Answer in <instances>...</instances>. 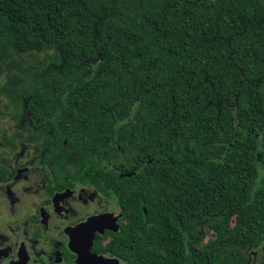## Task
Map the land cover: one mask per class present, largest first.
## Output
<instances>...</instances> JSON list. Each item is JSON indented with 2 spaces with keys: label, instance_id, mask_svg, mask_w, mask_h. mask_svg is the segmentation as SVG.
<instances>
[{
  "label": "trees",
  "instance_id": "16d2710c",
  "mask_svg": "<svg viewBox=\"0 0 264 264\" xmlns=\"http://www.w3.org/2000/svg\"><path fill=\"white\" fill-rule=\"evenodd\" d=\"M0 36L16 52L51 47L65 64L79 66L55 94L46 117L54 125L64 119L70 95L77 102L85 94L110 97L112 104L129 97L125 118L110 109L114 121L101 155L77 148L83 159L107 163L137 103L149 99V109L139 110L154 112L158 123L146 117L143 135L133 142L143 148L142 163L128 182L140 188L126 208L138 213L143 227L163 234L167 248L166 235L173 233L175 255L187 240V264H243V247L233 241L257 234L242 225L261 219L264 210L258 159L264 153V0H0ZM8 47L0 37V60L19 65ZM7 83L9 98L24 90L17 75ZM207 147H217L211 179L204 168L189 171L186 164ZM248 174L256 180L252 193L242 191ZM236 185L238 203L230 208L241 226L227 227L231 212L219 197L238 192ZM208 217L219 220L204 221ZM210 227L213 238L202 247Z\"/></svg>",
  "mask_w": 264,
  "mask_h": 264
},
{
  "label": "flooded vegetation",
  "instance_id": "af4514ba",
  "mask_svg": "<svg viewBox=\"0 0 264 264\" xmlns=\"http://www.w3.org/2000/svg\"><path fill=\"white\" fill-rule=\"evenodd\" d=\"M51 114L44 110L38 119L26 117L34 127L48 129V138L58 144L61 154L69 156L67 161L17 166L14 158L0 161V264H187V240L182 254L175 255L173 233L166 235L167 248L163 234L143 227L138 213L126 208L131 195L125 189L137 174L141 158L133 170L116 167L110 160L116 144L107 163L83 159L77 148L88 156L92 152L100 156L103 145L99 150L84 147L63 126L70 120L66 111L56 125L46 119ZM108 128L104 130L109 132ZM29 140L37 139L29 136ZM227 209L230 216L237 214ZM262 230L253 239L233 241L243 247L239 249L243 264H264ZM213 235L205 234L202 247Z\"/></svg>",
  "mask_w": 264,
  "mask_h": 264
},
{
  "label": "rangeland",
  "instance_id": "374dc122",
  "mask_svg": "<svg viewBox=\"0 0 264 264\" xmlns=\"http://www.w3.org/2000/svg\"><path fill=\"white\" fill-rule=\"evenodd\" d=\"M0 37L2 46H9L8 49L10 48L15 53L16 60L19 63V65H12L0 60V161L14 158L16 166L18 163H20L19 165H25L37 161H47L49 163L67 161L69 156L61 154L58 144L52 143L51 139L48 138V129L34 127L28 121L26 115L30 114L38 119L44 110L51 111L56 92L72 81L71 78L77 74L76 71L79 66L65 64V56L56 50L54 51L51 47H46L40 52H16L4 36ZM12 75H17L23 79L24 90H17L18 93L13 96L17 105L13 104L15 101L10 103L9 97L4 94L8 78ZM82 99V102H77L76 95L68 97L66 114L70 117V120L64 123L63 126L72 131L84 147L99 150L103 142L109 137L108 132L104 129L113 124L114 121L110 109L119 108L117 114L120 118H125L130 109L129 97L120 98L122 100L120 104H112L110 97L90 94L83 95ZM151 104L149 99H144L141 104L138 102L134 121L120 129L117 145L110 155V160L116 167H122L126 171L136 168L135 161L142 154L143 148L136 146L137 144H133V142L143 135L147 124L146 117H151L152 123H158V116L154 112L139 110L142 107H148L149 109ZM216 113L220 115V109H216ZM29 136L37 140L31 141ZM5 139H8V142ZM215 148L217 147H207L200 156L187 157L188 170L190 171L191 168L202 170L204 168L205 178L211 179L213 177L211 158ZM7 151L12 152L8 153ZM242 155L250 157L247 150H244ZM258 159L259 161L261 159V166L264 168V153L260 154ZM254 180L248 174L243 180L245 183L242 191L244 192V189H247L248 192H252L255 188ZM138 188H140V185L132 182L126 186L125 192L130 194ZM234 189L238 192L227 191V197H219V202L226 204L227 208L234 206L231 199H236L240 194L239 186H234ZM244 198L240 200H244ZM229 200H231L230 204H228ZM261 212L263 213L259 215L261 219H254L250 225L243 224L242 226L254 227L252 229L257 230L263 229L262 231H264V228H262L264 227V210ZM208 219L217 222L216 218L210 217L205 218L204 221ZM238 223L239 217L234 214L226 221V226L234 227ZM210 229L207 237L211 236L215 228L210 227ZM249 237L254 238L253 235ZM200 245H203V243H200Z\"/></svg>",
  "mask_w": 264,
  "mask_h": 264
}]
</instances>
